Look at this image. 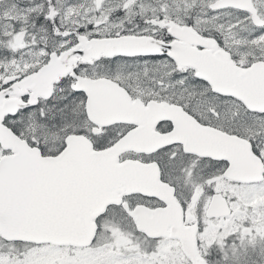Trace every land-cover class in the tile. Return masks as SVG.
<instances>
[{
    "label": "snow or ice",
    "instance_id": "1",
    "mask_svg": "<svg viewBox=\"0 0 264 264\" xmlns=\"http://www.w3.org/2000/svg\"><path fill=\"white\" fill-rule=\"evenodd\" d=\"M0 264H264V0H0Z\"/></svg>",
    "mask_w": 264,
    "mask_h": 264
}]
</instances>
